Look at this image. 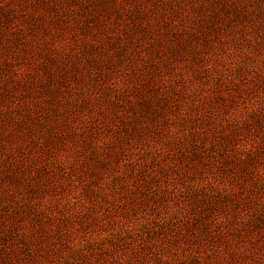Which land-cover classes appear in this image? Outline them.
Masks as SVG:
<instances>
[{
  "label": "rangeland",
  "instance_id": "obj_1",
  "mask_svg": "<svg viewBox=\"0 0 264 264\" xmlns=\"http://www.w3.org/2000/svg\"><path fill=\"white\" fill-rule=\"evenodd\" d=\"M0 264H264V0H0Z\"/></svg>",
  "mask_w": 264,
  "mask_h": 264
}]
</instances>
